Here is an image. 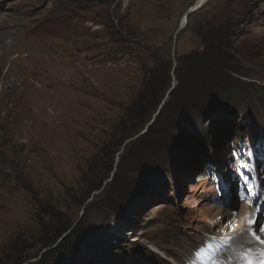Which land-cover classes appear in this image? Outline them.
I'll return each mask as SVG.
<instances>
[{
    "label": "rangeland",
    "instance_id": "1",
    "mask_svg": "<svg viewBox=\"0 0 264 264\" xmlns=\"http://www.w3.org/2000/svg\"><path fill=\"white\" fill-rule=\"evenodd\" d=\"M194 1L0 0V264H185L210 237L264 240V0H209L177 32ZM226 19L231 99L170 101L141 138ZM170 61L161 100L133 104Z\"/></svg>",
    "mask_w": 264,
    "mask_h": 264
},
{
    "label": "trees",
    "instance_id": "2",
    "mask_svg": "<svg viewBox=\"0 0 264 264\" xmlns=\"http://www.w3.org/2000/svg\"><path fill=\"white\" fill-rule=\"evenodd\" d=\"M232 32V23L228 19L224 21L221 20L215 23L212 29L205 31L202 37L204 48L201 51H192L178 58V63L174 71L177 75L179 84L170 92V98L164 103L154 124L150 126L147 133L141 135V138L151 133L154 125H157L160 120L164 118L166 114L165 110L168 109L170 105L168 103L170 101H175L176 99L179 101L180 97L184 99L186 96H189L187 100L190 101L194 98L193 95L190 96L191 94H195V97L201 99V101H217L216 98L218 101L222 99H231L230 87H228L229 85L225 81V77L229 72L234 70L232 62H237L236 56L231 51L233 49L231 43ZM172 68L173 65L170 61L166 63L160 71H150L145 77L143 87L137 98L133 101V104L146 103V105H150L156 99L160 101L169 89ZM213 106L219 111L217 115L223 114L221 109L230 111L227 107L220 106V104L214 103ZM146 107L147 106H145V108ZM130 108L132 107H129V109ZM189 109L187 108L188 112H190ZM201 110H204V113L207 112L204 108ZM128 118L129 122L132 124L133 121L140 120L141 116H131L129 113ZM130 129L133 130L132 134L138 131L135 130L132 125H130ZM239 134V138L242 140L243 132L239 131ZM96 186L100 187V184ZM69 228V226L65 227L54 239L50 240L49 244L52 245L58 242L59 238ZM80 232L81 228L77 227L71 235H74V233L75 235L80 234ZM60 248H62V246H60L59 249ZM115 263L126 264V260L124 257H119Z\"/></svg>",
    "mask_w": 264,
    "mask_h": 264
},
{
    "label": "bare ground",
    "instance_id": "3",
    "mask_svg": "<svg viewBox=\"0 0 264 264\" xmlns=\"http://www.w3.org/2000/svg\"><path fill=\"white\" fill-rule=\"evenodd\" d=\"M185 18H186V13L184 14V16L182 17V24L183 23H185ZM4 34V33H3ZM7 35V34H6ZM3 37H5V36H0V48L4 45V41H3ZM13 72V69H10L9 70V72ZM16 75V74H15ZM22 76V75H21ZM21 76H19V75H17L16 76V79H18V81H20L21 80ZM20 79V80H19ZM13 88L14 87H17V85L14 83L13 85ZM32 86V85H31ZM30 86V87H31ZM6 88V87H5ZM34 88V87H33ZM4 91H5V93H8V91L9 90H7V89H4ZM21 99V98H20ZM254 208H251L250 206L249 207H247L246 209H245V212H244V215H243V223L244 224H246V222L248 221V219L250 218V217H252L253 216V212H254ZM243 227V226H242ZM239 230V229H238ZM238 233V232H237ZM243 235V234H242ZM242 235H240L239 233L238 234H235L234 236H227V237H229L228 239H215V240H217L218 242H220L222 245H225V244H228L230 247H231V249L230 250H226V251H221L220 253H218L216 256H223L224 258H225V260L227 259V258H230V259H232L233 257H234V252L237 254V257L235 258L236 259V261L239 263V264H244V262H245V258H244V255L246 254V253H248L249 252V254H250V251H258L260 248H262L261 247V245H260V241H264V240H257L256 238H254L251 234H250V237H246V236H243L242 237ZM210 239L212 240V239H214L213 237H210ZM245 242V243H244ZM257 242H259V246L258 247H256L255 249H254V247H255V245H256V243ZM243 243L244 244H246V245H243ZM241 245H243V246H241ZM262 250H263V252H264V249L262 248ZM226 252H227V254H228V256H226L225 257V255H226ZM253 253V252H252ZM264 259V258H263ZM223 261V263H227V262H230V263H235V262H232L231 260H226V261Z\"/></svg>",
    "mask_w": 264,
    "mask_h": 264
},
{
    "label": "water",
    "instance_id": "4",
    "mask_svg": "<svg viewBox=\"0 0 264 264\" xmlns=\"http://www.w3.org/2000/svg\"><path fill=\"white\" fill-rule=\"evenodd\" d=\"M209 0H195L194 3L187 9L186 13V18H185V23L182 24V22H180V25L177 29V32L181 31L182 29H184L189 21V17L192 13L196 12L197 10L201 9ZM171 92V89L169 90V94ZM168 94V95H169ZM163 101H166L165 99ZM162 106H160L159 111L155 114L153 121L155 120L156 116L159 114V112L161 111Z\"/></svg>",
    "mask_w": 264,
    "mask_h": 264
},
{
    "label": "snow or ice",
    "instance_id": "5",
    "mask_svg": "<svg viewBox=\"0 0 264 264\" xmlns=\"http://www.w3.org/2000/svg\"><path fill=\"white\" fill-rule=\"evenodd\" d=\"M245 183H247V181H245ZM250 192H251V189H249V193ZM251 234L254 238H256L257 240H260V237L258 236L257 231L254 230L252 231ZM261 242H264V241H261ZM261 257H264V252L261 253ZM249 264H257V262L255 260H249ZM260 264H264V259L260 261Z\"/></svg>",
    "mask_w": 264,
    "mask_h": 264
}]
</instances>
